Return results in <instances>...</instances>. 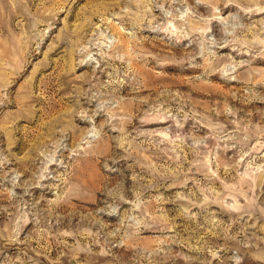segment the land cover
<instances>
[{"label": "rangeland", "instance_id": "1", "mask_svg": "<svg viewBox=\"0 0 264 264\" xmlns=\"http://www.w3.org/2000/svg\"><path fill=\"white\" fill-rule=\"evenodd\" d=\"M0 264H264V0H0Z\"/></svg>", "mask_w": 264, "mask_h": 264}]
</instances>
